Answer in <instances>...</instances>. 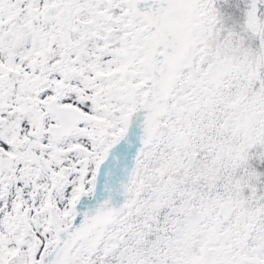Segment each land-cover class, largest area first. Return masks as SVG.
<instances>
[{"label":"snow or ice","instance_id":"snow-or-ice-1","mask_svg":"<svg viewBox=\"0 0 264 264\" xmlns=\"http://www.w3.org/2000/svg\"><path fill=\"white\" fill-rule=\"evenodd\" d=\"M0 264H264V0H0Z\"/></svg>","mask_w":264,"mask_h":264}]
</instances>
